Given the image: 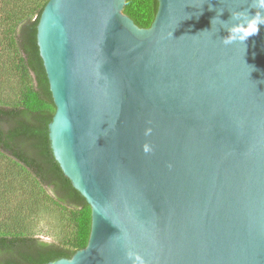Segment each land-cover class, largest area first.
<instances>
[{
  "label": "water",
  "instance_id": "1",
  "mask_svg": "<svg viewBox=\"0 0 264 264\" xmlns=\"http://www.w3.org/2000/svg\"><path fill=\"white\" fill-rule=\"evenodd\" d=\"M158 1L149 28L127 0L41 15L52 149L92 208L88 245L47 264H264V26L225 46L252 0Z\"/></svg>",
  "mask_w": 264,
  "mask_h": 264
},
{
  "label": "trees",
  "instance_id": "2",
  "mask_svg": "<svg viewBox=\"0 0 264 264\" xmlns=\"http://www.w3.org/2000/svg\"><path fill=\"white\" fill-rule=\"evenodd\" d=\"M48 2L0 0V264L71 259L92 230V208L50 139L56 105L38 45ZM158 9V0H127L124 13L149 28ZM45 219L56 223L50 240L34 233Z\"/></svg>",
  "mask_w": 264,
  "mask_h": 264
},
{
  "label": "clouds",
  "instance_id": "3",
  "mask_svg": "<svg viewBox=\"0 0 264 264\" xmlns=\"http://www.w3.org/2000/svg\"><path fill=\"white\" fill-rule=\"evenodd\" d=\"M252 8L255 10L254 14H232L233 19L240 22L234 23L231 27L227 28L228 35L222 39V43L225 46L242 44L246 48L247 41L250 38L260 35L261 27L264 26V0H252ZM220 14L222 15V13ZM216 22L222 23L218 18L211 20L212 25ZM144 150L148 152V146H145ZM127 258L131 261V264H146L144 257L134 251H128Z\"/></svg>",
  "mask_w": 264,
  "mask_h": 264
},
{
  "label": "rangeland",
  "instance_id": "4",
  "mask_svg": "<svg viewBox=\"0 0 264 264\" xmlns=\"http://www.w3.org/2000/svg\"><path fill=\"white\" fill-rule=\"evenodd\" d=\"M53 221L51 219H45L41 224H39V226H35V234L38 237H41L43 239L46 240H50L52 235H50V233H53L55 231V229L53 228V226L55 227L56 223L53 224ZM49 233V234H48Z\"/></svg>",
  "mask_w": 264,
  "mask_h": 264
}]
</instances>
